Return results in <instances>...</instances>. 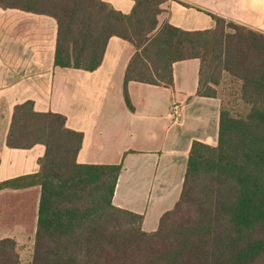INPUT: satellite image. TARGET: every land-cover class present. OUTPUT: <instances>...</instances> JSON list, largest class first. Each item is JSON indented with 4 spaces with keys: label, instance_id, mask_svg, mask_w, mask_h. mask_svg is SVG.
Segmentation results:
<instances>
[{
    "label": "trees",
    "instance_id": "trees-1",
    "mask_svg": "<svg viewBox=\"0 0 264 264\" xmlns=\"http://www.w3.org/2000/svg\"><path fill=\"white\" fill-rule=\"evenodd\" d=\"M168 1L136 0L123 14L102 0H0L57 21V67L93 72L112 37L132 44L129 107L131 82L172 86L173 65L190 59L200 60L199 96L219 97L227 76L248 107L239 116L221 107L217 143L193 142L179 201L147 233L143 216L113 203L121 164H80L83 133L64 115L17 105L7 147H46L38 173L0 182V192L41 188L28 264H264V34L216 15L210 30L159 27ZM20 252L0 240V264H22Z\"/></svg>",
    "mask_w": 264,
    "mask_h": 264
},
{
    "label": "crops",
    "instance_id": "crops-1",
    "mask_svg": "<svg viewBox=\"0 0 264 264\" xmlns=\"http://www.w3.org/2000/svg\"><path fill=\"white\" fill-rule=\"evenodd\" d=\"M102 1L123 14L136 2ZM163 10L159 27L210 30L216 15L264 34V0H169ZM57 36L54 18L0 6V182L40 170L44 145H6L15 107L33 101L36 112L62 114L69 129L83 133L80 164L123 166L113 203L155 232L179 201L193 142L217 143L222 101L198 95L200 60L190 59L173 65L172 86L131 82L129 107L132 44L112 37L101 66L88 72L55 65ZM40 196L39 186L0 192V240L15 239L21 250L30 241L32 252Z\"/></svg>",
    "mask_w": 264,
    "mask_h": 264
},
{
    "label": "rangeland",
    "instance_id": "rangeland-1",
    "mask_svg": "<svg viewBox=\"0 0 264 264\" xmlns=\"http://www.w3.org/2000/svg\"><path fill=\"white\" fill-rule=\"evenodd\" d=\"M217 94L222 101V106L232 115H245L248 107L241 100L240 83L235 82L232 78L224 76L222 83L217 87ZM29 243H31L29 241ZM29 243H25L24 249L21 250L22 264H28L31 260L32 252L29 249Z\"/></svg>",
    "mask_w": 264,
    "mask_h": 264
},
{
    "label": "built area",
    "instance_id": "built-area-1",
    "mask_svg": "<svg viewBox=\"0 0 264 264\" xmlns=\"http://www.w3.org/2000/svg\"><path fill=\"white\" fill-rule=\"evenodd\" d=\"M173 111L175 112V114L178 112V107L174 106Z\"/></svg>",
    "mask_w": 264,
    "mask_h": 264
}]
</instances>
